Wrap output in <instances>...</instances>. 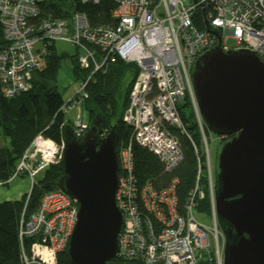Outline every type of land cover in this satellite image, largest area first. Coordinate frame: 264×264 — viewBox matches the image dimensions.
Instances as JSON below:
<instances>
[{
  "label": "built area",
  "instance_id": "2783aa9c",
  "mask_svg": "<svg viewBox=\"0 0 264 264\" xmlns=\"http://www.w3.org/2000/svg\"><path fill=\"white\" fill-rule=\"evenodd\" d=\"M45 1L0 0V23L8 42L0 50V80L6 96L26 90L32 72L42 66L48 47L65 41L79 50V65L88 73L64 103L65 115L75 106L83 107L92 74L110 60L120 58L135 62L139 68L124 121L134 129L135 140L156 153L167 171L171 172L184 158L170 126L184 130L178 106L186 95L191 98L199 125L201 146L193 144L197 175L183 211L176 191L177 178L161 189L150 181L139 185L131 145L121 148L115 198L123 224L115 259L136 264H201L209 256L211 263L224 264L225 236L214 207L215 172L195 98L192 69L202 53L218 44L225 50L249 48L264 62V0H109L115 4L112 14L116 23L96 27L79 11L69 17L48 15L34 21ZM199 9L206 10L208 29L195 23ZM216 29L220 39L213 32ZM224 32L236 39L234 46L226 43ZM71 125L77 137H83L89 128L80 114ZM62 155L63 141L58 143L38 134L9 178H0V186L22 175L30 179L19 220L25 264H56L58 252L67 246L75 227L78 202L60 188L46 192L36 210H26L37 176L51 164L59 163ZM203 166L213 225L195 215L206 194L200 183ZM25 237L34 238L30 250L24 246Z\"/></svg>",
  "mask_w": 264,
  "mask_h": 264
},
{
  "label": "water",
  "instance_id": "95a60500",
  "mask_svg": "<svg viewBox=\"0 0 264 264\" xmlns=\"http://www.w3.org/2000/svg\"><path fill=\"white\" fill-rule=\"evenodd\" d=\"M192 82L206 127L227 138L214 194L224 264H264V62L249 48L218 44L195 62ZM100 124L97 114L83 137L64 127L58 187L79 205L68 255L72 264H136L114 261L123 224L115 198L119 133L114 126L104 135Z\"/></svg>",
  "mask_w": 264,
  "mask_h": 264
},
{
  "label": "trees",
  "instance_id": "16d2710c",
  "mask_svg": "<svg viewBox=\"0 0 264 264\" xmlns=\"http://www.w3.org/2000/svg\"><path fill=\"white\" fill-rule=\"evenodd\" d=\"M114 8L115 4L109 0H100L98 3L82 0H46L42 4L40 14L33 20L37 21L48 15L69 17L73 12L79 11L86 14L92 27H96L116 23L112 14ZM195 23L202 29H208L206 10L199 9L196 12ZM7 43L0 23V50ZM78 54L77 48L75 53L70 55L66 52L59 53L55 44L50 45L44 55L42 66L32 72L29 87L13 96L8 97L4 94L0 80V130L9 139L8 145L0 144L1 179L9 178L22 154L38 134H43L58 143L63 141L64 127L69 124V121L62 111L65 101L59 90L58 74L62 61L70 57L76 79L78 81L84 79L88 73L80 67ZM138 72L139 68L135 62H125L115 58L92 74L87 83V96L83 102V107L88 112V123L90 124L99 114L100 127L104 135L116 126L119 133L118 157L122 147L131 145L134 174L139 185L150 181L155 187L161 189L166 187L173 178H177L176 191L180 209L183 211L197 175V157L193 144L201 146V133L195 119L194 107L189 95H186L178 106L184 130L175 126H170V129L183 148L184 158L171 172L167 171L156 153L135 140L134 129L124 121V113L129 104V93ZM193 115L195 118L192 117ZM220 137L222 142L227 139ZM61 175L60 162L51 164L42 172L28 197L27 212H32L39 207L46 192L59 188L58 180ZM22 177L26 176L22 175ZM200 183L206 194L198 203L196 210L211 216V199L205 166H203ZM26 199L27 193L19 199L0 201V264H25L19 238V220ZM218 223L222 229L220 221ZM32 241L34 238H24L23 243L27 250H30ZM56 264H72L67 246L58 252Z\"/></svg>",
  "mask_w": 264,
  "mask_h": 264
},
{
  "label": "rangeland",
  "instance_id": "374dc122",
  "mask_svg": "<svg viewBox=\"0 0 264 264\" xmlns=\"http://www.w3.org/2000/svg\"><path fill=\"white\" fill-rule=\"evenodd\" d=\"M223 38L225 39L226 43L231 45V46H234L236 44V39H234L232 36H230L226 32L223 33ZM55 45H56V49L59 53L66 52V53L72 55L75 53V50H76L75 46L72 43L65 42V41H56ZM58 83H59V90H60L65 102L79 88V81L76 79V76L72 70V62H71L70 57H67L62 61V64H61V67L59 70V74H58ZM80 110H81V112H80ZM79 114L81 115L82 119L85 122L88 121L87 110L84 107L80 108V106H75L74 108L70 109L66 113V119L69 121V123H71V121L74 120L77 117V115H79ZM206 130H207V135H208V139H209V147H210L212 167H213V170H214L215 175H216L217 156H218L219 150L222 146V140H221L220 135L212 132L208 127H206ZM8 143H9V139L7 137H5L0 130V144L1 145H8ZM40 175L41 174H39L37 176V178H39ZM29 180L27 181V177L25 178V177L19 176L16 180H14L13 182H11L8 185L7 184L3 185V186L1 185L0 186V192L1 191L3 192V190H6V191L9 190V192H10V190H12L14 188L16 183H18L20 181H23L24 186H26L27 184H30V187H31V183ZM30 187H29V190H30ZM9 194L13 195L14 192L11 191ZM2 197H4V196H1V194H0V199ZM195 215L200 221H202L208 225H213V220H212L211 216L206 214L205 212L200 211V210H196ZM212 248H214L213 245H212L211 249ZM202 264H213V263H211L209 261V256H206V259L204 262H202Z\"/></svg>",
  "mask_w": 264,
  "mask_h": 264
},
{
  "label": "crops",
  "instance_id": "0c3cea01",
  "mask_svg": "<svg viewBox=\"0 0 264 264\" xmlns=\"http://www.w3.org/2000/svg\"><path fill=\"white\" fill-rule=\"evenodd\" d=\"M71 124V123H69ZM27 177V176H26ZM25 177V178H26ZM17 179V178H16ZM15 179V180H16ZM29 180V178L27 177V181ZM14 181V180H13ZM12 181V182H13ZM30 181V180H29ZM30 184H27L26 186H24L23 181H20L18 183H16V185L14 186V188L12 190H10V192H14L13 195H10L9 190H3V192L1 191L0 194L1 196H4L0 199V201L2 200H14V199H19L21 198L25 193H27V191L29 190Z\"/></svg>",
  "mask_w": 264,
  "mask_h": 264
},
{
  "label": "bare ground",
  "instance_id": "6f19581e",
  "mask_svg": "<svg viewBox=\"0 0 264 264\" xmlns=\"http://www.w3.org/2000/svg\"><path fill=\"white\" fill-rule=\"evenodd\" d=\"M190 108H191V107H190ZM190 108H189V109H190ZM192 117H194V118H195V116H194V115H193ZM194 118H193V119H194ZM195 119H196V118H195ZM195 121H196V120H195ZM194 123H195V122H194ZM198 127H199V126H198ZM205 127H206V126H205ZM187 130H188V129H187ZM205 130H206V129H205ZM205 132H206V131H205ZM206 133H207V132H206Z\"/></svg>",
  "mask_w": 264,
  "mask_h": 264
}]
</instances>
